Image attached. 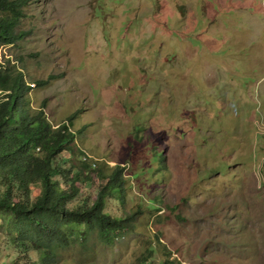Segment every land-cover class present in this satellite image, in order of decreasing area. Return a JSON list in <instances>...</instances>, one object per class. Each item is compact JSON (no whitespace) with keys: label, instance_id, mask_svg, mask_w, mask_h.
<instances>
[{"label":"rangeland","instance_id":"obj_1","mask_svg":"<svg viewBox=\"0 0 264 264\" xmlns=\"http://www.w3.org/2000/svg\"><path fill=\"white\" fill-rule=\"evenodd\" d=\"M24 11L27 36L0 58L29 83L56 75L30 106L46 100L54 125L77 113L78 146L100 167L126 166L128 208L159 197L114 244L94 235L61 264H137L151 246L161 264L163 244L181 264H264V0H29ZM157 147L162 181L150 178ZM15 256L0 238V264Z\"/></svg>","mask_w":264,"mask_h":264},{"label":"trees","instance_id":"obj_2","mask_svg":"<svg viewBox=\"0 0 264 264\" xmlns=\"http://www.w3.org/2000/svg\"><path fill=\"white\" fill-rule=\"evenodd\" d=\"M28 2L0 0V45H14L27 36L20 24ZM1 60L0 238L16 254L10 264H61L62 251L85 246L94 235L112 245L120 234L136 228L144 211L157 213L158 196L149 197L147 207H127L126 166L104 159L100 167L95 157L84 160L87 152L77 142L82 131L72 130L76 112L54 125L46 100L37 109L30 106L27 94L56 75L29 83L22 69ZM154 155L157 162L150 178L162 181L168 176L166 156L158 147ZM93 188L95 195L90 194ZM165 207L183 219L178 204L168 202ZM160 236L157 241L163 244ZM163 247L161 264H181L167 245ZM154 250L147 249L137 264H152Z\"/></svg>","mask_w":264,"mask_h":264},{"label":"clouds","instance_id":"obj_3","mask_svg":"<svg viewBox=\"0 0 264 264\" xmlns=\"http://www.w3.org/2000/svg\"><path fill=\"white\" fill-rule=\"evenodd\" d=\"M15 45V44H14ZM0 46H10V44H2V45H0ZM1 59V58H0ZM2 62H6V64H9L10 66H12L11 65V60H10V58H7V59H5V60H1ZM84 158V160H88L89 158H92V156L90 155V154H88V153H86L85 154V156L83 157Z\"/></svg>","mask_w":264,"mask_h":264}]
</instances>
